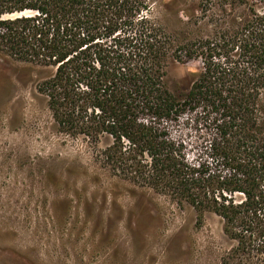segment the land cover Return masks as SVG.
Masks as SVG:
<instances>
[{"label":"trees","instance_id":"16d2710c","mask_svg":"<svg viewBox=\"0 0 264 264\" xmlns=\"http://www.w3.org/2000/svg\"><path fill=\"white\" fill-rule=\"evenodd\" d=\"M157 3L178 26L154 19ZM178 9L0 0V55L40 68L59 132L98 147L110 172L192 207L198 226L220 217L233 242L221 264H264V9L215 27L208 7L187 22ZM172 59L201 64L183 94L166 79Z\"/></svg>","mask_w":264,"mask_h":264},{"label":"rangeland","instance_id":"374dc122","mask_svg":"<svg viewBox=\"0 0 264 264\" xmlns=\"http://www.w3.org/2000/svg\"><path fill=\"white\" fill-rule=\"evenodd\" d=\"M223 1L176 5L184 22L186 11L201 16L208 7L214 17L202 23L211 27L264 9V0ZM152 16L178 26L161 3ZM200 65L172 59L169 86L185 93ZM42 73L0 55V264H221L233 245L221 218L208 213L198 226L192 207L113 174L98 147L59 132L36 89Z\"/></svg>","mask_w":264,"mask_h":264}]
</instances>
